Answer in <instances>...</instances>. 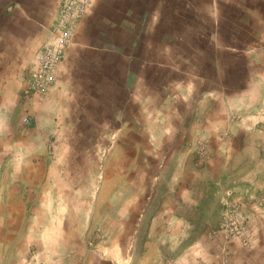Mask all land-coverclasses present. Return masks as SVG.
<instances>
[{
	"label": "rangeland",
	"instance_id": "374dc122",
	"mask_svg": "<svg viewBox=\"0 0 264 264\" xmlns=\"http://www.w3.org/2000/svg\"><path fill=\"white\" fill-rule=\"evenodd\" d=\"M243 1L93 0L38 93L63 0H0V264H180L214 242L264 264V41L241 40Z\"/></svg>",
	"mask_w": 264,
	"mask_h": 264
},
{
	"label": "built area",
	"instance_id": "2783aa9c",
	"mask_svg": "<svg viewBox=\"0 0 264 264\" xmlns=\"http://www.w3.org/2000/svg\"><path fill=\"white\" fill-rule=\"evenodd\" d=\"M92 1L63 0L58 16L50 28L51 37L42 46L37 67L32 72L31 90L38 93L46 92L55 84L59 64L65 55L66 47L75 37L80 23L91 7ZM263 200L264 197L260 198L261 202ZM243 221L244 217L240 209L236 207L227 215L223 226L225 231L242 237Z\"/></svg>",
	"mask_w": 264,
	"mask_h": 264
},
{
	"label": "crops",
	"instance_id": "0c3cea01",
	"mask_svg": "<svg viewBox=\"0 0 264 264\" xmlns=\"http://www.w3.org/2000/svg\"><path fill=\"white\" fill-rule=\"evenodd\" d=\"M241 6L242 8L246 9V16L245 14H242L241 17V40L244 42L246 32L251 36L255 33L257 35L256 40L264 41V0H244L241 3ZM226 20V29L230 31L231 35L232 33L237 35L238 32L235 27L237 25L236 19H232L230 13L228 14V17L226 15ZM50 25H52V22ZM252 25H256L257 29H253L252 27H250ZM230 49H234L232 44L230 45ZM256 119L260 120L264 119V117L256 116ZM227 165L228 164H224V167H227ZM257 177L258 175H256V178ZM237 244L239 245V243ZM237 244L233 246L232 252L236 250L238 253L239 250H242L240 245L238 246ZM196 245H200L197 246L198 252H195L196 254H193L189 259L181 261L180 264H245V260L240 257H237L236 255L228 258L219 255L218 251L220 247L217 242L205 244L197 243ZM199 255L201 256L198 257Z\"/></svg>",
	"mask_w": 264,
	"mask_h": 264
},
{
	"label": "clouds",
	"instance_id": "9594fccd",
	"mask_svg": "<svg viewBox=\"0 0 264 264\" xmlns=\"http://www.w3.org/2000/svg\"><path fill=\"white\" fill-rule=\"evenodd\" d=\"M12 110L0 109V136L9 135L12 132ZM40 145H37L39 147Z\"/></svg>",
	"mask_w": 264,
	"mask_h": 264
}]
</instances>
